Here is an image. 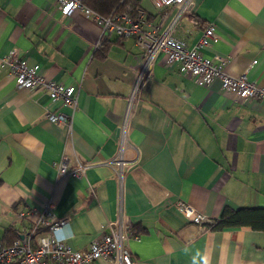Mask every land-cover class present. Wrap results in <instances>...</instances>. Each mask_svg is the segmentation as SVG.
<instances>
[{
	"label": "crops",
	"instance_id": "crops-1",
	"mask_svg": "<svg viewBox=\"0 0 264 264\" xmlns=\"http://www.w3.org/2000/svg\"><path fill=\"white\" fill-rule=\"evenodd\" d=\"M135 1L156 24L151 0ZM209 23L219 38L202 55L225 57L228 74L264 84V0H191L174 34L192 46ZM10 51L78 92L75 107L51 101L43 90L17 87L0 64V238L33 221L17 212L50 204L71 226L66 243L75 250L120 218L139 231L128 241L133 264H191L185 246L206 250L211 264H264V231L210 230L175 206L180 199L211 220L224 207H264V101L241 102L217 79L198 84L159 54L129 120L124 158L132 166L119 187L106 160L117 152L142 62L134 38L101 35L95 21L78 9L62 14L56 0H0V57ZM47 110L61 121L47 119ZM61 158L69 169L79 160L95 165L61 177Z\"/></svg>",
	"mask_w": 264,
	"mask_h": 264
},
{
	"label": "built area",
	"instance_id": "built-area-1",
	"mask_svg": "<svg viewBox=\"0 0 264 264\" xmlns=\"http://www.w3.org/2000/svg\"><path fill=\"white\" fill-rule=\"evenodd\" d=\"M56 2L62 14L70 15L78 9L100 26L101 35L113 33L118 37H132L141 50L142 62L140 66L134 68V82L127 98L123 119L117 130V152L106 160L113 169V177L119 187L122 186L124 176L132 166V162L124 158L129 120L159 54L164 56L166 67L177 65L181 73L190 76L198 84H208L217 79L223 91L234 95L241 102L264 101V84L258 85L249 80L244 72L236 76L228 74L224 70L227 63L225 57L215 55L209 58L202 55L200 49L219 38L213 23L205 26L201 36L192 46H188L175 36L179 21L190 13L191 0H151L159 12L156 24H150L140 9L136 14H132L130 6H126L121 12H112L108 16H103L83 4V0H56ZM0 64L7 68L17 87L30 91L43 90L51 101L60 100L65 105L76 106L77 86H65L39 74L36 67L29 66L13 51L1 56ZM45 117L54 122H60L62 119L61 114L49 110L46 111ZM56 165L61 177L68 174L83 176L89 167L95 165V162L79 160L74 168L69 169L65 158H61ZM175 206L185 218L194 223L212 222L180 199L176 201ZM17 217L19 219L32 217L33 221L27 228L19 231L18 237L11 242L7 243L0 238V264H96L98 260H102L104 264H133L136 261L128 247V241L137 236L132 234L131 224L120 218L107 220L101 234L94 238L85 250H75L66 241L56 242L57 238H63V233L60 235V232L67 222L54 216L50 204H47L42 211L21 210L17 212Z\"/></svg>",
	"mask_w": 264,
	"mask_h": 264
},
{
	"label": "trees",
	"instance_id": "trees-1",
	"mask_svg": "<svg viewBox=\"0 0 264 264\" xmlns=\"http://www.w3.org/2000/svg\"><path fill=\"white\" fill-rule=\"evenodd\" d=\"M83 4L97 11L103 16L110 13H118L125 10L126 6H130V12L136 14L140 7L135 0H83ZM203 227L210 230H223L231 227H250L254 230L264 231V207H241L231 209L224 207L218 219L212 220L211 223H203ZM133 235L138 236L137 231L131 225ZM19 231L13 228H7L2 239L7 243L18 237Z\"/></svg>",
	"mask_w": 264,
	"mask_h": 264
},
{
	"label": "clouds",
	"instance_id": "clouds-1",
	"mask_svg": "<svg viewBox=\"0 0 264 264\" xmlns=\"http://www.w3.org/2000/svg\"><path fill=\"white\" fill-rule=\"evenodd\" d=\"M61 231L63 233V238H57V243H63L66 240H70L74 237V233L72 232L70 225H63ZM183 252L185 255L191 254V264H211L210 254L206 250L202 251L200 249H197L195 253L192 254V250L189 247L185 246Z\"/></svg>",
	"mask_w": 264,
	"mask_h": 264
},
{
	"label": "rangeland",
	"instance_id": "rangeland-1",
	"mask_svg": "<svg viewBox=\"0 0 264 264\" xmlns=\"http://www.w3.org/2000/svg\"><path fill=\"white\" fill-rule=\"evenodd\" d=\"M2 235V228L0 227V236Z\"/></svg>",
	"mask_w": 264,
	"mask_h": 264
}]
</instances>
